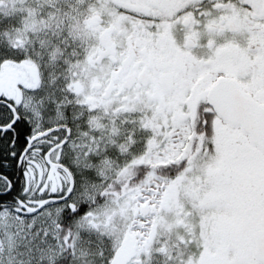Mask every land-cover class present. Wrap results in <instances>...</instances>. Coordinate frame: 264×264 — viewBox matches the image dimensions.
<instances>
[{
  "label": "snow or ice",
  "instance_id": "6c2138e0",
  "mask_svg": "<svg viewBox=\"0 0 264 264\" xmlns=\"http://www.w3.org/2000/svg\"><path fill=\"white\" fill-rule=\"evenodd\" d=\"M0 264H264V0H0Z\"/></svg>",
  "mask_w": 264,
  "mask_h": 264
}]
</instances>
